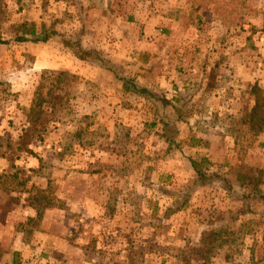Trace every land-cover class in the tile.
<instances>
[{"label": "rangeland", "instance_id": "1", "mask_svg": "<svg viewBox=\"0 0 264 264\" xmlns=\"http://www.w3.org/2000/svg\"><path fill=\"white\" fill-rule=\"evenodd\" d=\"M207 1L151 36L153 55L113 59L108 15L130 1L0 0L2 39L34 25L105 40L104 56L167 97L178 130L169 143L147 103L57 43L0 45V264H264V203L195 186L189 169L264 194V0ZM31 104L46 130L19 146Z\"/></svg>", "mask_w": 264, "mask_h": 264}, {"label": "trees", "instance_id": "2", "mask_svg": "<svg viewBox=\"0 0 264 264\" xmlns=\"http://www.w3.org/2000/svg\"><path fill=\"white\" fill-rule=\"evenodd\" d=\"M11 42L31 44L54 42L69 51L80 62L87 64L91 63L98 68L109 72L114 80H116L117 84L121 87L125 95L140 99L149 105L154 117L153 124H160L162 126L161 130L163 132V136L169 141V143H174L175 140L173 138L177 134L178 130L175 126L174 115L168 111V99L164 95L155 91L153 88L140 82L136 77L121 71L115 62L104 56L98 49L86 47L79 38L67 35L54 28H42L38 32L34 25H24L20 32L10 39L4 40L0 37V45ZM48 115V111L41 106L36 108L33 104H31L28 112V121L29 125L32 126L26 127L23 130V133L18 136L17 139L19 141V146L24 142L29 145L33 139H41L46 130L44 123L48 120ZM38 122L41 126L38 125L36 127ZM19 146L16 147L17 150H21ZM25 149L27 148L25 147ZM26 151L31 152L30 149H27ZM11 158L14 157H8V159ZM189 169H191L194 173L195 186L200 184L208 186L214 182H218L222 183V185L226 187V190L236 197H256L259 201L264 203V194L257 188H252L246 192L244 190L246 182L238 180L232 181L228 179V177L221 176L216 172L209 173L201 161L189 158Z\"/></svg>", "mask_w": 264, "mask_h": 264}, {"label": "crops", "instance_id": "3", "mask_svg": "<svg viewBox=\"0 0 264 264\" xmlns=\"http://www.w3.org/2000/svg\"><path fill=\"white\" fill-rule=\"evenodd\" d=\"M128 2L129 6L126 9L120 12H109L108 15L110 22L117 23V26L113 32H109L107 30V40L111 42V44L108 46L111 48V56L113 59H115V57L118 58V54L121 53H124L123 56L125 54H130V56L133 57L137 56V54L141 52H146L153 55V51L158 47V42L157 39L152 40L151 36L156 34L159 36L158 38L161 39L162 32H165V29H169L170 31L168 34L171 35L175 24L178 26V22L180 23V21L185 20L183 18V14L184 12H188V7H192V4H195L194 11H196L199 5L202 6L200 13H203L204 15V10L206 11V0H144L141 2L128 0ZM207 3L209 4L210 1L208 0ZM126 11H128V14H124ZM101 14L104 15V13L101 12L98 16L103 18ZM218 18L220 20L222 19L221 16ZM205 19L207 18L205 17ZM125 28H128L131 31L129 32V36L127 35L128 33ZM182 34L183 33H181V35ZM114 35H116L118 39H114ZM100 39L101 38L95 42H100L97 44L101 46H95L92 48L99 50L100 47H103L102 42L105 40L101 41ZM128 39H131V42H127ZM116 41H118L119 46H117L118 43ZM124 42L125 44H123ZM140 64L144 66V64Z\"/></svg>", "mask_w": 264, "mask_h": 264}]
</instances>
